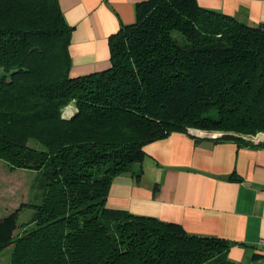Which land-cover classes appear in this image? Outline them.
<instances>
[{
  "label": "trees",
  "instance_id": "16d2710c",
  "mask_svg": "<svg viewBox=\"0 0 264 264\" xmlns=\"http://www.w3.org/2000/svg\"><path fill=\"white\" fill-rule=\"evenodd\" d=\"M71 30L58 0H0V159L37 171L43 189L23 233L19 207L0 217V251L13 246L9 264H233L223 238L106 198L116 175L139 176L144 146L173 131L264 130V22L143 0L110 37V65L79 76Z\"/></svg>",
  "mask_w": 264,
  "mask_h": 264
},
{
  "label": "crops",
  "instance_id": "0c3cea01",
  "mask_svg": "<svg viewBox=\"0 0 264 264\" xmlns=\"http://www.w3.org/2000/svg\"><path fill=\"white\" fill-rule=\"evenodd\" d=\"M141 1L58 0L72 26L71 76L110 65L109 39L134 22ZM196 1L251 25L264 22V0ZM69 105L71 115L75 107ZM198 132L173 131L147 143L139 176L116 175L106 205L174 222L189 234L223 238L233 264H264V146Z\"/></svg>",
  "mask_w": 264,
  "mask_h": 264
},
{
  "label": "rangeland",
  "instance_id": "374dc122",
  "mask_svg": "<svg viewBox=\"0 0 264 264\" xmlns=\"http://www.w3.org/2000/svg\"><path fill=\"white\" fill-rule=\"evenodd\" d=\"M1 73V71H0ZM65 106L62 115H70ZM218 137L224 134L223 131H214ZM232 133V132H231ZM236 134V133H233ZM28 145L39 147L40 144L34 139L28 140ZM43 189L39 185V173L25 168H13L6 161L0 159V217L9 211L19 207L17 216V228L14 236H18L29 228V219L32 217L34 207L29 204H39L42 200ZM13 246H7L0 251V264H9ZM209 264H224L219 256L214 257Z\"/></svg>",
  "mask_w": 264,
  "mask_h": 264
},
{
  "label": "built area",
  "instance_id": "2783aa9c",
  "mask_svg": "<svg viewBox=\"0 0 264 264\" xmlns=\"http://www.w3.org/2000/svg\"><path fill=\"white\" fill-rule=\"evenodd\" d=\"M188 132L198 135V129L195 128H188ZM204 135H207L209 137H218L217 134L214 131L206 130V133ZM240 136L247 144L251 146H264V130H259L253 133H243L239 134Z\"/></svg>",
  "mask_w": 264,
  "mask_h": 264
}]
</instances>
